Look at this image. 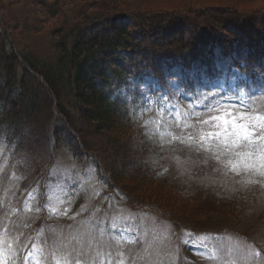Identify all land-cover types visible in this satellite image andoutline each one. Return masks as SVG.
<instances>
[{"label":"rangeland","instance_id":"rangeland-1","mask_svg":"<svg viewBox=\"0 0 264 264\" xmlns=\"http://www.w3.org/2000/svg\"><path fill=\"white\" fill-rule=\"evenodd\" d=\"M54 1L0 0V24L12 40L7 42L42 57L39 62L54 55L53 29L81 18L83 5L97 12L104 0H66L68 7L58 0L57 14L49 10ZM115 1L122 10L143 12L213 5L251 13L257 22L253 37L264 39V0ZM230 37L213 50L217 80L196 75L201 73L195 63L187 71L173 66L174 79L161 87L144 78L152 87L143 85L149 101L143 115L164 147L156 154L147 152L152 142H143L126 125L118 134L109 131L116 152L100 151L102 140L91 136L97 155L90 157L81 147L76 155L58 145L48 164L40 153L18 162L0 137V264H264V168H258L264 151V84L248 90L237 85L244 75L233 62L245 52L236 46L224 57L221 47ZM203 41L204 36L197 45ZM233 120L252 135L224 149L236 140ZM231 163H239L236 172ZM100 164L121 168L119 176L109 169L133 199L109 174L102 175Z\"/></svg>","mask_w":264,"mask_h":264},{"label":"trees","instance_id":"trees-1","mask_svg":"<svg viewBox=\"0 0 264 264\" xmlns=\"http://www.w3.org/2000/svg\"><path fill=\"white\" fill-rule=\"evenodd\" d=\"M65 1L61 4L68 7ZM54 2L49 10L57 14L55 6L61 5L58 0ZM83 6L78 11L81 18L53 29L51 62H39L42 57L23 52L21 47L16 50L7 42L11 37L0 24V137L7 141L18 162L40 153L48 164L58 145H66L76 155L83 149L92 157L98 151L91 148V136L102 140L100 151L107 154L113 148L116 152L112 143L116 138L109 131L118 134L125 125L137 130L143 142L155 143H149L151 151L147 152L162 151L160 136L148 128L143 115L149 108L143 85L151 86L144 78L156 79L161 87L166 80L174 79L169 75L173 66L187 71L195 63L201 73L196 75L217 80L220 76L213 50L224 36H233L221 47L224 57L232 55L236 46L245 52L242 60L233 62L244 75L237 85L248 90L264 84V39L260 42L253 37L257 27L251 13L213 5L146 12L122 10L115 0H104L97 12ZM67 11L71 13L72 9ZM243 34L248 39H242ZM202 36L206 42L197 45ZM134 165L139 170L142 163ZM99 166L102 175L109 174L112 184L133 199L130 189L111 175L115 170L119 176L121 168Z\"/></svg>","mask_w":264,"mask_h":264},{"label":"snow or ice","instance_id":"snow-or-ice-1","mask_svg":"<svg viewBox=\"0 0 264 264\" xmlns=\"http://www.w3.org/2000/svg\"><path fill=\"white\" fill-rule=\"evenodd\" d=\"M218 119H222V118H218ZM239 119L243 120V119H246V117L241 116V117H239ZM224 123L227 124V123H229V121H224ZM230 123L232 124V128H233V132L231 133V135H234L236 137V140L233 141L232 145L224 144V146H223L224 149H230L231 147L235 146L236 143L240 139L248 140L249 137L252 135V133H249L247 131V127H248L247 125H245V124H237L235 122V120L231 121ZM210 135H215V136L219 137L221 134L220 133H213V134H210ZM227 136H228L227 129H225V137L227 138ZM204 139H205L204 137H201L202 141ZM222 151H223V149H221V152ZM242 155L245 158H247V157L251 156V153H243ZM245 165H247V164L245 163ZM247 166L249 167V165H247ZM230 167H231V171L236 172L237 168L239 167V163H231ZM258 168L259 169L264 168V151H262L261 154H260ZM237 174H239V173H237ZM260 175H264V173L260 172ZM57 264H59V262H57Z\"/></svg>","mask_w":264,"mask_h":264},{"label":"bare ground","instance_id":"bare-ground-1","mask_svg":"<svg viewBox=\"0 0 264 264\" xmlns=\"http://www.w3.org/2000/svg\"><path fill=\"white\" fill-rule=\"evenodd\" d=\"M129 144V143H128ZM130 145V144H129Z\"/></svg>","mask_w":264,"mask_h":264}]
</instances>
